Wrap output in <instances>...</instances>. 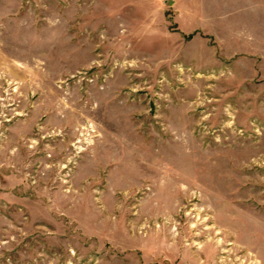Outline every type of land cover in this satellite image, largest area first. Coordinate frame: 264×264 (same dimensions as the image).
Masks as SVG:
<instances>
[{"label": "rangeland", "instance_id": "obj_1", "mask_svg": "<svg viewBox=\"0 0 264 264\" xmlns=\"http://www.w3.org/2000/svg\"><path fill=\"white\" fill-rule=\"evenodd\" d=\"M0 264H264V0H0Z\"/></svg>", "mask_w": 264, "mask_h": 264}]
</instances>
